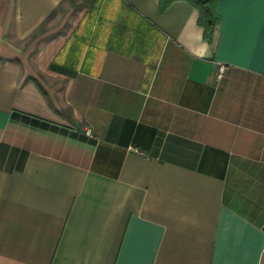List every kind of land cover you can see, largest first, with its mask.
Returning a JSON list of instances; mask_svg holds the SVG:
<instances>
[{
	"label": "crops",
	"instance_id": "0c3cea01",
	"mask_svg": "<svg viewBox=\"0 0 264 264\" xmlns=\"http://www.w3.org/2000/svg\"><path fill=\"white\" fill-rule=\"evenodd\" d=\"M216 11L0 0V264H264V9Z\"/></svg>",
	"mask_w": 264,
	"mask_h": 264
},
{
	"label": "trees",
	"instance_id": "16d2710c",
	"mask_svg": "<svg viewBox=\"0 0 264 264\" xmlns=\"http://www.w3.org/2000/svg\"><path fill=\"white\" fill-rule=\"evenodd\" d=\"M177 0H160L161 11H165ZM191 3L200 13L199 25L205 29V39L211 41L212 33L220 21L216 11L218 0H185Z\"/></svg>",
	"mask_w": 264,
	"mask_h": 264
},
{
	"label": "snow or ice",
	"instance_id": "6c2138e0",
	"mask_svg": "<svg viewBox=\"0 0 264 264\" xmlns=\"http://www.w3.org/2000/svg\"><path fill=\"white\" fill-rule=\"evenodd\" d=\"M231 2L238 5H244V4L256 2V0H231ZM258 2L261 4L262 9H264V0H258ZM262 29H264V21H262ZM262 54H264V45H262Z\"/></svg>",
	"mask_w": 264,
	"mask_h": 264
},
{
	"label": "built area",
	"instance_id": "2783aa9c",
	"mask_svg": "<svg viewBox=\"0 0 264 264\" xmlns=\"http://www.w3.org/2000/svg\"><path fill=\"white\" fill-rule=\"evenodd\" d=\"M225 72V66L223 64H220L217 71V78H221ZM87 133L91 134V130L87 129Z\"/></svg>",
	"mask_w": 264,
	"mask_h": 264
}]
</instances>
